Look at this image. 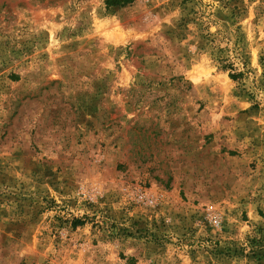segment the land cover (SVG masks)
I'll return each mask as SVG.
<instances>
[{
  "label": "rangeland",
  "instance_id": "1",
  "mask_svg": "<svg viewBox=\"0 0 264 264\" xmlns=\"http://www.w3.org/2000/svg\"><path fill=\"white\" fill-rule=\"evenodd\" d=\"M109 1L0 0V264H264V0Z\"/></svg>",
  "mask_w": 264,
  "mask_h": 264
},
{
  "label": "trees",
  "instance_id": "2",
  "mask_svg": "<svg viewBox=\"0 0 264 264\" xmlns=\"http://www.w3.org/2000/svg\"><path fill=\"white\" fill-rule=\"evenodd\" d=\"M123 0H110L109 3H112V2H122ZM128 2H131V0H128ZM232 78L235 77V75H231Z\"/></svg>",
  "mask_w": 264,
  "mask_h": 264
}]
</instances>
